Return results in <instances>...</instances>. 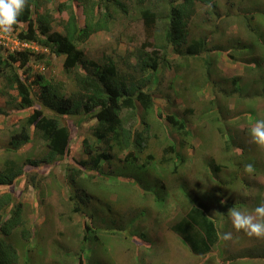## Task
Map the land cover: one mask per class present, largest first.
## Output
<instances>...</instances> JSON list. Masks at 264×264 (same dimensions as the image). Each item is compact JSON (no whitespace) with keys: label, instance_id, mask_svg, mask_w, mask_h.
<instances>
[{"label":"rangeland","instance_id":"obj_1","mask_svg":"<svg viewBox=\"0 0 264 264\" xmlns=\"http://www.w3.org/2000/svg\"><path fill=\"white\" fill-rule=\"evenodd\" d=\"M122 1L128 3V13L118 10L110 30L91 34L80 47L87 58L99 62L112 55L126 70L129 68L124 58L129 64L136 63L131 56L135 44L128 37L142 32L140 13L144 4ZM61 2L70 0H52L46 6L54 9ZM160 14L154 45L164 42L168 23L164 12ZM66 15L55 12L56 17ZM20 28H14L10 35L18 36ZM189 31L191 39L206 40L204 52L187 56L185 48H171L167 61L145 83L158 110L153 107L144 111L140 103L136 114L133 109L124 110L125 125L138 130L150 126L147 147L138 161L146 167H134L125 161L127 152L115 148L114 158L104 163L102 175L89 170L87 176L82 174L75 183H68L67 169L88 158L84 139L91 135L96 120L79 123L66 116L72 130L68 155L54 163H42L43 176L36 174L38 167H32L13 185L12 193L23 205L25 228H34L35 232L31 241L27 240L31 246L18 234L10 238L16 247L30 249L31 257L26 261L21 254L19 264H78L82 256L83 264H264V239L235 233L227 214L232 207L250 213L264 203V151L251 143L249 135L251 126L264 119V0H196ZM3 46V51H12V46ZM33 51L45 53L41 60L30 62L33 73L60 85L67 94L76 89L73 77L64 71V56L52 55L41 47ZM2 85L0 77V88ZM6 101L0 96V108L8 112L5 119L0 114V167L7 156L14 154L7 147L10 132L31 112L13 108ZM171 113L185 120L187 132L170 124L165 115ZM171 143L176 144L177 160ZM44 149L37 140L24 145L17 155L35 156ZM150 154L157 158L151 159ZM163 157L172 159L154 163ZM249 163L255 168L251 175L243 171ZM212 164L221 165L217 180L207 172ZM121 173L125 175H118ZM148 187L158 190L161 202H157V195L147 198ZM187 190L208 209L220 235L233 232L231 241L224 242L219 236L211 251L201 256L192 254L181 234L173 229L184 216L187 197H191ZM8 191L11 189H0V193ZM107 204L114 215L117 211L125 213L118 231H105L108 226L101 218L103 211L111 215ZM132 218L137 222L129 224ZM88 225L96 230L103 225L104 229L99 239L87 244L82 252ZM136 229L147 236L136 235ZM66 243L71 245L69 251L62 247Z\"/></svg>","mask_w":264,"mask_h":264},{"label":"trees","instance_id":"obj_2","mask_svg":"<svg viewBox=\"0 0 264 264\" xmlns=\"http://www.w3.org/2000/svg\"><path fill=\"white\" fill-rule=\"evenodd\" d=\"M51 1L28 0V7L25 8L14 28L17 30L21 27L17 34L20 39L34 43L48 50L52 55L64 56L63 68L66 74L73 77L75 90L67 94L60 85L47 81L42 74L32 72L30 62L34 59L41 60L45 53L32 49L3 51L0 45V77L3 79L0 96H5L7 104H12L13 108L31 110L30 114L10 132L7 147L14 154L7 156L0 167V189L4 187L11 189L0 193V264H19L21 254L26 261L29 256L31 257L30 249L27 251L24 248L20 249L10 240L12 236L18 234L28 243L35 234L34 228L30 230L25 228L22 216L23 205L16 201L12 188L30 173L32 167H35L33 169L38 167L39 171L36 174L43 176L45 172L41 167L45 165H41L42 163H54L68 155L72 130L66 116L77 119L79 123L89 119L96 120L91 127V135L84 139V150L88 158L67 169L68 183H75L82 174L87 176L86 171L89 170L102 175L103 165L112 161L114 158L112 150L115 148L119 152H127L125 161L130 162L134 167H146V163L139 164L138 161L147 147L150 126L146 124L143 130H138L125 125L124 110L133 109L136 114L138 103L144 111L153 110V107L158 110L152 94L145 88V83L167 61L166 56L171 48H185L187 56L204 52L202 46L206 40L191 39L189 31L191 17L196 13V0L181 2L137 0L144 4L140 13L143 20L142 32L128 37L130 43L135 44L131 56L136 63L129 64L128 59L124 58V64H128L129 68L126 70L121 68L112 55L103 58L101 62L87 58L80 44L95 32L110 30L118 10L128 13V3L122 0H70V2H61L53 9L46 6ZM126 1L131 3V0ZM203 1L210 3L213 0ZM56 11L66 12L67 17H56ZM162 11L168 21L164 42L154 45L157 39L156 25L161 19ZM57 26H61L62 30L56 29ZM138 75L145 79L139 78ZM12 90L17 91L15 96ZM44 109L52 113L47 114ZM0 114L1 119L7 118L6 108H0ZM165 116L171 125L187 132L184 119L172 113ZM138 121L140 122L139 117ZM37 140H40L45 147L42 153L39 152L35 156L17 155L24 145ZM176 148V144L171 143L170 150L174 153V160L179 159ZM149 156L151 159L157 158L152 154ZM169 159L171 160L172 157H163L161 161L154 163L164 164ZM212 166L207 172L210 178L217 180L218 173L222 172L221 165L212 164ZM89 178L90 175L87 179ZM147 190V198H154V195H157V202L162 201L163 198L156 188L148 187ZM188 193L191 197L186 199L184 216L173 229L181 234L183 242L188 245L192 254L201 256L211 251V247L218 242L220 228L205 205L190 191ZM120 195L123 196L122 193ZM191 201L198 203L191 204ZM106 208L111 215L102 212V222H106L108 226L105 231L109 233L111 229L118 231L123 226L125 213L117 211L114 215V209H110L109 204ZM161 208H164V205ZM135 222H137L136 218H132L129 224ZM103 229V225L97 230L94 226L88 225L80 251H86L87 244L96 242L99 239L98 234ZM137 233L140 236L146 235L136 229V235ZM28 244V246L32 245ZM62 247L69 251L71 245L66 243ZM21 250L25 251L21 253ZM82 257L81 260L84 262L85 257ZM81 260L78 264H83Z\"/></svg>","mask_w":264,"mask_h":264},{"label":"clouds","instance_id":"obj_3","mask_svg":"<svg viewBox=\"0 0 264 264\" xmlns=\"http://www.w3.org/2000/svg\"><path fill=\"white\" fill-rule=\"evenodd\" d=\"M26 7H28V0H0V37H7L14 31L15 25L18 23L19 17ZM208 7H211V5H208ZM32 44L34 48L38 47L34 43ZM34 48L26 49L33 50ZM249 135L251 143L256 145L259 150L264 151V119L257 120L251 126ZM243 171L248 175L253 174L255 171L254 165L251 163L244 165ZM227 214L235 233L239 234L243 232L250 239H264V203L255 207L250 213L242 212L232 207L228 210ZM220 239L224 242L231 241L233 239V232L222 233Z\"/></svg>","mask_w":264,"mask_h":264},{"label":"built area","instance_id":"obj_4","mask_svg":"<svg viewBox=\"0 0 264 264\" xmlns=\"http://www.w3.org/2000/svg\"><path fill=\"white\" fill-rule=\"evenodd\" d=\"M7 42H9V44H11L10 46L12 47H10ZM0 45L2 47H4L3 45L10 47L12 51H19L26 48H34V45L32 43L22 40L17 36L11 35H8L7 37H0Z\"/></svg>","mask_w":264,"mask_h":264}]
</instances>
